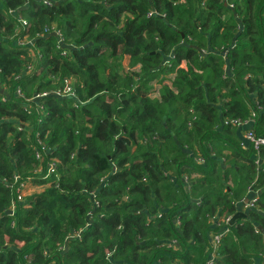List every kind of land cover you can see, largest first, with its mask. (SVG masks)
Segmentation results:
<instances>
[{"label":"trees","instance_id":"16d2710c","mask_svg":"<svg viewBox=\"0 0 264 264\" xmlns=\"http://www.w3.org/2000/svg\"><path fill=\"white\" fill-rule=\"evenodd\" d=\"M50 1L0 0V264H264V0Z\"/></svg>","mask_w":264,"mask_h":264},{"label":"built area","instance_id":"2783aa9c","mask_svg":"<svg viewBox=\"0 0 264 264\" xmlns=\"http://www.w3.org/2000/svg\"><path fill=\"white\" fill-rule=\"evenodd\" d=\"M44 4L50 6L52 4V2L50 0H44ZM20 23H21V27H27L28 23L26 20L24 19H20ZM45 32H54L55 35H59L58 31H55L54 26H51V28L46 27ZM18 44L20 46H24L25 45V41L24 40H19ZM70 92V88L69 87H64L62 94H67ZM18 93V92H17ZM57 95H61V92L56 93ZM70 94V93H69ZM40 95H37L36 97H39ZM41 96H45V93L42 94ZM237 128H239L241 130V128L243 129L245 126L250 125L253 123V117L249 118L248 120L242 121V120H233L231 121ZM244 137L245 141H242L241 146L243 148H246L244 146V144H246V142H248L250 145H252V148L255 151V160L256 162L258 161V152L260 150V148L264 147V138H259V137H255L254 134L252 133L251 129H246L244 134L242 135ZM36 156L39 157V152L36 153ZM195 162L197 164H203V159L200 158H196ZM262 171H264V166L261 168ZM54 170V166L50 165L48 168V174H51ZM183 181L185 183H188L189 179L187 177H183ZM19 189L17 190V192L19 193L18 196V200L21 201V194H20V189L22 190L24 188L23 184L19 185ZM256 193V192H254ZM258 196L254 197L253 199H251V197H244L243 199H241L238 202V209L241 212L247 211V210H257L260 211L258 205ZM264 215V211L262 212ZM231 219V216H221V217H216L215 219H213V224H215V227H221L222 225H227L229 224V221ZM177 224H179V220H177L176 222ZM227 233V229L223 230L220 233H214L211 235V243L213 244V246H216L219 242L220 239ZM167 248L170 249H175L176 248V243L175 241H171L165 244ZM210 263H213V261H215V255L211 254L210 255Z\"/></svg>","mask_w":264,"mask_h":264},{"label":"water","instance_id":"95a60500","mask_svg":"<svg viewBox=\"0 0 264 264\" xmlns=\"http://www.w3.org/2000/svg\"><path fill=\"white\" fill-rule=\"evenodd\" d=\"M244 217H246V214H245L244 212H241V211L238 209L237 213L234 214V215L231 217V219H230V221H229V225H232L236 220L241 219V218H244ZM257 229L260 230L262 233H264V230L262 229L261 226H258Z\"/></svg>","mask_w":264,"mask_h":264},{"label":"rangeland","instance_id":"374dc122","mask_svg":"<svg viewBox=\"0 0 264 264\" xmlns=\"http://www.w3.org/2000/svg\"><path fill=\"white\" fill-rule=\"evenodd\" d=\"M36 59V58H35ZM127 62H128V60L127 59H125L124 61H123V64L125 65V66H127ZM156 88H157V86H156ZM69 93H71V91L69 92ZM251 125V124H250ZM250 125H247V126H245V127H249ZM239 129V128H238ZM242 129V128H241ZM249 129V128H248ZM240 130V129H239ZM242 141H245L244 140V137L242 136ZM51 164H49V166H50ZM47 172H48V170H47ZM30 187H32L31 185H30ZM45 187H42V188H39V189H36V190H34V192L35 193H37L38 191H40V190H43ZM30 190V193H34V192H32L33 191V189H29ZM260 191H258V192H256V193H253L252 194V196H251V199H253L254 197H256V196H258L259 197V193Z\"/></svg>","mask_w":264,"mask_h":264},{"label":"crops","instance_id":"0c3cea01","mask_svg":"<svg viewBox=\"0 0 264 264\" xmlns=\"http://www.w3.org/2000/svg\"><path fill=\"white\" fill-rule=\"evenodd\" d=\"M246 129H247V127H244L243 129H241V134H242V135L244 134V132H245ZM244 146L246 147V146H247V143L244 144ZM250 197H251V196H250Z\"/></svg>","mask_w":264,"mask_h":264}]
</instances>
